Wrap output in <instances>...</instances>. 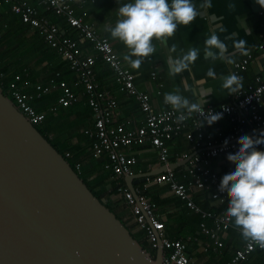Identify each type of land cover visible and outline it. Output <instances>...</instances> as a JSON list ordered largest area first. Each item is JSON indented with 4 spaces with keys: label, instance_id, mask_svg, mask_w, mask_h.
<instances>
[{
    "label": "crops",
    "instance_id": "crops-1",
    "mask_svg": "<svg viewBox=\"0 0 264 264\" xmlns=\"http://www.w3.org/2000/svg\"><path fill=\"white\" fill-rule=\"evenodd\" d=\"M28 2L35 8L39 18L56 25L62 36L76 41L83 55L95 58L93 70L99 89L105 92L107 98L117 102L113 126L122 124L126 129H137L144 119L138 101L116 82L113 70L102 60L100 54L93 48V44L70 28L64 17L47 11L40 4V0H28ZM122 2L124 0H75L72 6L77 17L92 24L99 36L108 39L124 65L134 74L136 88L150 97L154 112L171 108L164 102V93L177 88L183 95L203 107L229 104L239 91L253 86L255 78L264 75L262 38L264 3L260 0H211L210 6L207 0H195L199 10L196 18L188 25L178 26L171 37L154 39L156 51L143 58L139 68H134L123 60V56L128 52L127 46L118 39L112 38L107 30L118 19L117 9ZM9 8L8 5L0 7V72L4 75L5 83L19 75L21 79L17 84L18 88L24 93L32 94L38 84L47 85L51 80L66 82L67 88L78 97L75 104L68 107L59 106L57 101L63 90L57 88L33 100L31 103L34 102V106H32L45 115L43 124L49 128L50 138L63 154L75 161L89 184L97 187L100 182L104 184L106 201L131 232L140 234L143 231L138 229L131 208L117 193V188L122 187L131 191L126 176H138L148 172H155L158 175L171 165L173 168L170 169L174 171L178 181L185 183L186 161H181L179 155L191 153V145L183 135L172 141L167 167L160 162L155 149L148 145L133 146L128 150L137 158L132 174L115 175L106 168L109 158L94 156L92 152L94 141L84 134L85 130L93 126V114L76 73L69 68L67 61L56 50L44 42L38 30L22 23L19 16L12 13ZM259 12L263 13L259 14ZM213 31L227 44L228 53L235 57L233 63L228 64L219 59L216 61L205 59L203 41ZM235 39H244L245 44L237 47L233 43ZM173 43L177 45V51L181 49L187 51L192 46H198L201 50L190 69L175 77L168 73V50ZM245 48L247 51L244 50ZM248 55L250 59L245 69L237 70L243 78L242 86L235 92L225 90L222 87V77L231 71H236L235 64ZM209 67L215 68V77L207 76ZM53 107L56 110H51ZM203 130L211 138L219 139L232 135L233 124L223 120L217 124L204 126ZM234 164L233 159L221 156L212 160L210 169L221 179L222 173L234 167ZM163 167H166L165 170ZM152 178L145 181H141L140 177L134 179V190L136 194L144 195L152 203L157 219L164 224L166 236L186 244L187 253L194 264H225L232 259L237 250L243 248L246 238L241 235L234 223L228 231L218 235L222 246H214L213 240L200 227L205 223L207 228H213L214 219H203L190 210L186 202L181 201L171 191L168 184L155 183ZM190 194L192 200L204 211L219 213L228 206V202L223 205L215 202L204 190L190 188ZM141 239L149 245L146 237L141 236ZM238 264H264L263 253L256 250L248 255L247 260Z\"/></svg>",
    "mask_w": 264,
    "mask_h": 264
},
{
    "label": "built area",
    "instance_id": "built-area-1",
    "mask_svg": "<svg viewBox=\"0 0 264 264\" xmlns=\"http://www.w3.org/2000/svg\"><path fill=\"white\" fill-rule=\"evenodd\" d=\"M74 1L40 0V4L47 11L64 17L70 28L76 30L81 38L92 43L102 60L113 70L116 82L121 84L127 93L138 101L144 119L137 129H126L122 124L117 127L113 126L117 102L107 98L105 92L99 89L94 76L95 58L93 56L83 55L76 41L62 36L56 25L48 23L44 18H39L35 8L30 5L28 0H0V7L10 6L11 12L19 16L22 23L38 30L44 42L56 50L67 61L69 68L76 73L79 83L85 90L87 103L93 114V126L85 130L84 134L94 141L92 144L94 156L109 158L106 168L115 175L132 174V168L136 165L137 158L128 150L133 146L148 145L155 149L160 162L167 167L170 143L181 135L185 137L191 145L192 152L182 153L179 157L181 161H186L187 181L179 182L176 174L170 168L154 176L151 180L158 184H168L171 191L181 201L186 202L190 210L199 214L203 219L213 218V228H207L205 223H202L200 227L213 240L214 246L221 247L222 243L219 242L218 235L228 231L233 224L226 215L227 207L219 213L202 210L192 200L190 188L207 191L210 198L220 205L227 202L229 194L226 188L219 187L220 177L210 169L211 162L221 156L230 158L227 151L229 148L237 147L240 133L252 134L254 130L264 129V75L256 77L253 86L239 91L231 103L204 107L205 110L211 109L213 112H218L224 106L227 110L213 124L223 120L233 124L232 135L229 136L227 142H225V137L211 138L203 130L207 124L200 126L202 117L199 111L186 113V118L183 121L177 120L178 113L172 108L154 112L150 97L136 88L134 74L124 65L108 39L99 36L92 24L74 14L72 6ZM262 13L259 12V14ZM262 38L264 40V32ZM249 59L250 55L239 60L235 64L236 72L245 69ZM20 79V76L16 75L11 81L5 83L4 75L0 72V90L5 91L11 97L17 109L35 126L43 123L45 115L31 105L33 100L54 89L61 88L63 93L57 101L59 106L68 107L78 101V97L67 88L64 81L51 80L47 85L38 84L34 93L27 94L17 86ZM51 110H56V108L53 107ZM258 147L264 148V145ZM76 169H79L78 165H76ZM117 193L131 208L135 223L138 229L144 232L150 247L156 252L158 243L162 245L163 264H194L187 253L186 244L181 240H171L166 236L164 224L157 219L154 206L144 195L138 193L135 197L133 192L122 187L117 188ZM256 250L261 251L264 256V241L246 238L243 248L237 250L232 259L225 264H238L245 261L248 255Z\"/></svg>",
    "mask_w": 264,
    "mask_h": 264
},
{
    "label": "water",
    "instance_id": "water-1",
    "mask_svg": "<svg viewBox=\"0 0 264 264\" xmlns=\"http://www.w3.org/2000/svg\"><path fill=\"white\" fill-rule=\"evenodd\" d=\"M106 203L0 90V264H163Z\"/></svg>",
    "mask_w": 264,
    "mask_h": 264
},
{
    "label": "clouds",
    "instance_id": "clouds-1",
    "mask_svg": "<svg viewBox=\"0 0 264 264\" xmlns=\"http://www.w3.org/2000/svg\"><path fill=\"white\" fill-rule=\"evenodd\" d=\"M264 3V0H260ZM211 5V0H207ZM195 0H124L117 9L118 19L109 27L112 38L123 42L128 52L123 56L132 67L139 68L143 58L156 51L154 39H166L176 32L178 26L190 24L198 15ZM205 59L221 60L231 64L235 57L228 53V46L220 36L213 31L203 41ZM237 47L245 44L244 39L233 41ZM247 51V49H244ZM168 73L177 74L190 69L200 55V48L192 46L187 51H177L173 43L169 47ZM176 53L175 55H172ZM207 76L215 77L214 67H209ZM242 75L231 71L222 77V87L235 92L242 86ZM164 102L176 110L177 120L183 121L186 113L199 111L201 125H212L227 110H205L203 105L194 102L177 88L164 93ZM229 137H225V142ZM239 143L235 149L229 148L228 157L235 161L234 167L222 173L219 187L227 189L229 198L225 209L230 219L245 238L264 241V129L254 130L252 134L240 133ZM156 253V252H155Z\"/></svg>",
    "mask_w": 264,
    "mask_h": 264
},
{
    "label": "trees",
    "instance_id": "trees-1",
    "mask_svg": "<svg viewBox=\"0 0 264 264\" xmlns=\"http://www.w3.org/2000/svg\"><path fill=\"white\" fill-rule=\"evenodd\" d=\"M4 17H7V16H5L4 15ZM4 93V95L14 104V102H13V100L11 99V97L4 91L3 92ZM15 105V104H14ZM31 105H33L34 106V102L33 103H31ZM36 110H38L37 108H36ZM44 121H45V119H44ZM44 121H43V123H44ZM39 124V125H37L36 126V128H37V130L54 146V148H56L57 150H58V152H60L64 157H65V159L69 162V164L71 165V167L76 171V172H78V174H79V176H80V178L84 181V183L87 185V187L91 190V192L94 194V196H96L97 198H104V197H106L107 196V193H106V191L104 190V188H103V185L104 184H102L101 182H100V184L98 185V187L97 186H93V185H91V184H89L88 183V181H87V179L85 178V176H84V174H83V172L82 171H80V169H76V163H75V161L74 160H72V159H69V158H67L64 154H63V152H62V150L57 146V144L50 138V136H49V128L48 127H45V124ZM219 158V157H218ZM217 159V158H216ZM106 206L117 216V218L125 225V223L120 219V217L115 213V211H114V209L111 207V205L108 203V201H107V203H106ZM126 226V225H125ZM127 227V226H126ZM128 228V227H127ZM128 230L131 232V230L128 228ZM131 234H132V236L145 248V249H147L148 250V252L150 253V255L152 256V257H154L155 256V250H153L152 248H150L149 249V245L145 242V241H143L142 239H141V236H143V237H145V235H144V233L143 232H140V234H136V233H133V232H131Z\"/></svg>",
    "mask_w": 264,
    "mask_h": 264
},
{
    "label": "bare ground",
    "instance_id": "bare-ground-1",
    "mask_svg": "<svg viewBox=\"0 0 264 264\" xmlns=\"http://www.w3.org/2000/svg\"><path fill=\"white\" fill-rule=\"evenodd\" d=\"M10 8H11V7H10ZM10 8H9V9H10ZM10 11H11V10H10ZM113 184H114V183H113Z\"/></svg>",
    "mask_w": 264,
    "mask_h": 264
},
{
    "label": "rangeland",
    "instance_id": "rangeland-1",
    "mask_svg": "<svg viewBox=\"0 0 264 264\" xmlns=\"http://www.w3.org/2000/svg\"><path fill=\"white\" fill-rule=\"evenodd\" d=\"M150 249V248H149Z\"/></svg>",
    "mask_w": 264,
    "mask_h": 264
}]
</instances>
